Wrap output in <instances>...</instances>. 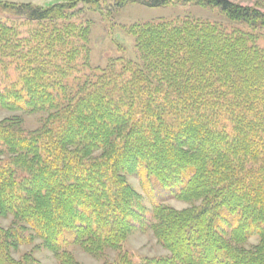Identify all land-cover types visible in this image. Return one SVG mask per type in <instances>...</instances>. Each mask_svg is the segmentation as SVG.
Returning <instances> with one entry per match:
<instances>
[{
  "label": "trees",
  "instance_id": "16d2710c",
  "mask_svg": "<svg viewBox=\"0 0 264 264\" xmlns=\"http://www.w3.org/2000/svg\"><path fill=\"white\" fill-rule=\"evenodd\" d=\"M195 1L230 23L264 28L258 10L186 0ZM131 2L168 3L115 4ZM71 8L23 5L15 15L41 26ZM131 31L137 61L116 59L73 78L29 59L19 88L0 91V112L47 114L29 132L18 116L0 120V217L15 221L0 227V264H38L12 255L34 239L59 264H80L71 245L94 257L118 252L104 264H264V47L247 32L197 20ZM13 39L0 24V53L12 52ZM75 39L74 56L84 48ZM130 175L147 191L152 180L171 199L199 202L183 210L153 205L149 228L165 256L134 262L120 252L144 220ZM252 237L257 244L245 248Z\"/></svg>",
  "mask_w": 264,
  "mask_h": 264
},
{
  "label": "rangeland",
  "instance_id": "374dc122",
  "mask_svg": "<svg viewBox=\"0 0 264 264\" xmlns=\"http://www.w3.org/2000/svg\"><path fill=\"white\" fill-rule=\"evenodd\" d=\"M87 1H98L101 6L98 9L91 8L85 5L82 0H0V24L6 25L14 32V49L11 53H6L5 50L0 53V91L10 87L19 88L21 78L25 76L28 64L26 60L29 59H39L38 62L58 65V73L67 70V74L73 78L81 76L82 73L87 74L96 68L104 69L116 59L137 61L131 28L144 23L186 20L217 23L227 32L238 29L249 33L256 39L257 46L264 47V28L252 30L245 25L230 23L217 9L198 6L196 1L188 3L186 0H167L168 3L161 7H152L138 2L116 6L115 3L122 0ZM228 1L264 14V0ZM66 3L73 6L71 9L64 10L67 16L62 20L46 23V25L38 26L15 15L16 9L23 5L47 8ZM72 37L76 38V45L80 44L84 47L81 54L78 51L76 56L72 53ZM84 63L86 68L83 66ZM52 70L46 67L47 72ZM11 116L20 117L23 129L29 132L39 128L47 114L23 111L0 112V120ZM126 180L140 195L142 207H144L142 211L144 220L141 218L138 223L134 224L135 228L122 244L120 252L126 253L134 262L144 258L167 255L168 252L157 242L149 228L152 224L153 205L161 203L175 210H183L190 206H196L199 202L186 203L171 199L168 196V191L158 187L152 180H150V189L147 191L141 178L137 175L127 176ZM14 222L12 216L0 217L1 228H7ZM139 223H142L141 228ZM257 242L258 238L252 237L245 244V248H250ZM67 251L80 264L110 263L114 262L118 256V252L108 250L103 255L94 257L86 254L76 245L69 246ZM26 254L30 255L38 264H59L53 254L42 246L39 239L21 245L12 252L16 260H20Z\"/></svg>",
  "mask_w": 264,
  "mask_h": 264
}]
</instances>
